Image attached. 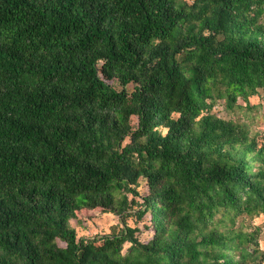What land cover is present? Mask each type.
I'll return each instance as SVG.
<instances>
[{
	"label": "trees",
	"instance_id": "trees-1",
	"mask_svg": "<svg viewBox=\"0 0 264 264\" xmlns=\"http://www.w3.org/2000/svg\"><path fill=\"white\" fill-rule=\"evenodd\" d=\"M255 96L264 0H0V264H264Z\"/></svg>",
	"mask_w": 264,
	"mask_h": 264
},
{
	"label": "rangeland",
	"instance_id": "rangeland-1",
	"mask_svg": "<svg viewBox=\"0 0 264 264\" xmlns=\"http://www.w3.org/2000/svg\"><path fill=\"white\" fill-rule=\"evenodd\" d=\"M113 86L116 90H120V86L117 83H113ZM132 85L127 87V90L129 92L132 91ZM251 104L256 105V109L252 113H250L248 116H254L255 120L253 121V128L257 129L260 134L264 135V99L260 100L259 97H253L250 99ZM241 104V101H239ZM216 111H221L219 103L215 105L214 107ZM223 115V114H222ZM223 118H228V114L222 116ZM229 117H231L229 115ZM144 181L140 183V187L138 191L140 194H144L146 191ZM138 200V199H136ZM244 222L251 226H258L263 228V219L260 217L253 218L252 221H249V219L244 220ZM127 224L132 227H138L141 230V234L139 235V238L142 241L148 240L150 234L146 232V230L143 228L142 224H135L133 219H129L127 221ZM72 225L74 226L77 236L79 239L81 238H92L95 236H104L111 233L112 228H117L119 226L118 218L115 215H112L110 213H105L101 209H95V210H83L80 212L79 217L77 219V223L72 222ZM260 246L262 249H264V234L262 233L260 236ZM129 247V244H126L123 249V253L126 252L127 248Z\"/></svg>",
	"mask_w": 264,
	"mask_h": 264
}]
</instances>
